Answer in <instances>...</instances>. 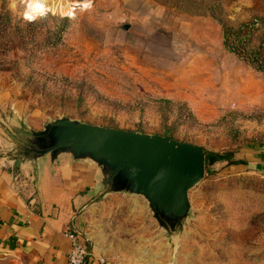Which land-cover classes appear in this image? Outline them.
<instances>
[{"label": "rangeland", "instance_id": "1", "mask_svg": "<svg viewBox=\"0 0 264 264\" xmlns=\"http://www.w3.org/2000/svg\"><path fill=\"white\" fill-rule=\"evenodd\" d=\"M11 2L0 0L8 162L27 127L62 117L232 153L204 164L177 236L124 194L95 202L80 234L114 264H264V0H41L32 21ZM0 264L22 263L0 249Z\"/></svg>", "mask_w": 264, "mask_h": 264}, {"label": "water", "instance_id": "2", "mask_svg": "<svg viewBox=\"0 0 264 264\" xmlns=\"http://www.w3.org/2000/svg\"><path fill=\"white\" fill-rule=\"evenodd\" d=\"M128 24H124L125 29ZM17 136L15 165H37L61 156L89 161L99 169L102 192L142 196L159 224L170 231L181 227L189 209V190L204 174L201 145L169 135L100 126L62 117L41 130L27 127ZM177 236V233H172Z\"/></svg>", "mask_w": 264, "mask_h": 264}, {"label": "crops", "instance_id": "3", "mask_svg": "<svg viewBox=\"0 0 264 264\" xmlns=\"http://www.w3.org/2000/svg\"><path fill=\"white\" fill-rule=\"evenodd\" d=\"M5 139L0 128V249L22 264H68L70 240L65 233L83 232L95 202L116 194L140 196L103 193L99 169L89 161L61 156L53 163L43 158L34 166L11 165L1 154ZM84 240L92 264H99L101 257L114 264L105 249Z\"/></svg>", "mask_w": 264, "mask_h": 264}, {"label": "built area", "instance_id": "4", "mask_svg": "<svg viewBox=\"0 0 264 264\" xmlns=\"http://www.w3.org/2000/svg\"><path fill=\"white\" fill-rule=\"evenodd\" d=\"M241 25L238 30L237 38H232L230 41L231 48L240 50L239 44L246 40L245 35L249 33L250 27L254 26V23H245ZM66 236L70 240V249L67 254L68 264H92L91 255L88 251L86 241L81 237L78 231L67 229ZM99 264H108L105 257L98 259Z\"/></svg>", "mask_w": 264, "mask_h": 264}, {"label": "clouds", "instance_id": "5", "mask_svg": "<svg viewBox=\"0 0 264 264\" xmlns=\"http://www.w3.org/2000/svg\"><path fill=\"white\" fill-rule=\"evenodd\" d=\"M20 3L25 6L23 12V18L26 21H32L37 18V15H44L45 8L41 0H20ZM91 2L88 0V3L84 7H90ZM17 7V0H12L10 8L15 11Z\"/></svg>", "mask_w": 264, "mask_h": 264}, {"label": "trees", "instance_id": "6", "mask_svg": "<svg viewBox=\"0 0 264 264\" xmlns=\"http://www.w3.org/2000/svg\"><path fill=\"white\" fill-rule=\"evenodd\" d=\"M85 5V4H84ZM246 25V24H244ZM228 27H222V32H223V44L226 46L227 45V41H229V31H228ZM257 68H264L262 65H258ZM217 159H225V160H231L232 159V153L231 154H223L220 155L219 157L213 159L211 157V154L208 153L206 150H204V164L208 165L210 162H213ZM239 163V161H235V164Z\"/></svg>", "mask_w": 264, "mask_h": 264}]
</instances>
